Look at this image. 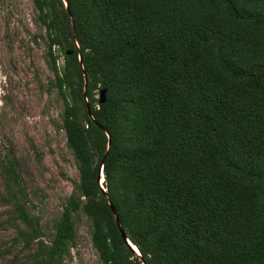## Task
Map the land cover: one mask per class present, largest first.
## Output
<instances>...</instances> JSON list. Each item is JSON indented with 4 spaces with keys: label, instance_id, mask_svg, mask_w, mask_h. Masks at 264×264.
I'll use <instances>...</instances> for the list:
<instances>
[{
    "label": "trees",
    "instance_id": "trees-1",
    "mask_svg": "<svg viewBox=\"0 0 264 264\" xmlns=\"http://www.w3.org/2000/svg\"><path fill=\"white\" fill-rule=\"evenodd\" d=\"M32 2L79 170L46 242L0 162L39 264L70 255L74 213L100 264H264V0Z\"/></svg>",
    "mask_w": 264,
    "mask_h": 264
},
{
    "label": "rangeland",
    "instance_id": "rangeland-1",
    "mask_svg": "<svg viewBox=\"0 0 264 264\" xmlns=\"http://www.w3.org/2000/svg\"><path fill=\"white\" fill-rule=\"evenodd\" d=\"M37 16L32 0H0V162L7 153L18 162L31 211L41 217L42 238L51 242L79 170L61 128L63 102L50 85L55 74ZM57 54L60 66L63 55ZM3 192L0 169V264L14 256L19 264H39L38 245L28 248L17 239L18 222ZM73 219L75 244L61 264H100L88 218L74 213Z\"/></svg>",
    "mask_w": 264,
    "mask_h": 264
},
{
    "label": "water",
    "instance_id": "water-1",
    "mask_svg": "<svg viewBox=\"0 0 264 264\" xmlns=\"http://www.w3.org/2000/svg\"><path fill=\"white\" fill-rule=\"evenodd\" d=\"M106 90H102L101 91V93H100V102H105L106 101ZM111 206H112V210H113V213H114V215H115V218H116V221H117V224H118V226H119V228H120V230H121V233H122V235H123V238L124 239H127V236H126V233H125V231H124V229H123V226H122V224H121V220H120V218H119V215L117 214V210H116V208L113 206V204H111ZM130 245H131V242H130ZM132 246V245H131ZM133 247V246H132ZM133 249L135 250V251H137V249H135L134 247H133ZM139 253V252H138Z\"/></svg>",
    "mask_w": 264,
    "mask_h": 264
}]
</instances>
